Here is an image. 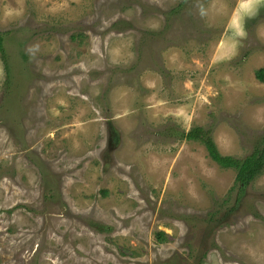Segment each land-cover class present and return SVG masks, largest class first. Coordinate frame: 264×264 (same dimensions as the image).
Masks as SVG:
<instances>
[{
  "label": "rangeland",
  "instance_id": "1",
  "mask_svg": "<svg viewBox=\"0 0 264 264\" xmlns=\"http://www.w3.org/2000/svg\"><path fill=\"white\" fill-rule=\"evenodd\" d=\"M182 1L0 0V264H264V173L182 135L264 136V0Z\"/></svg>",
  "mask_w": 264,
  "mask_h": 264
},
{
  "label": "trees",
  "instance_id": "2",
  "mask_svg": "<svg viewBox=\"0 0 264 264\" xmlns=\"http://www.w3.org/2000/svg\"><path fill=\"white\" fill-rule=\"evenodd\" d=\"M187 4V0H183L179 3V8ZM7 32L0 31V51L4 50V39ZM256 76L259 80L264 82V68H260L256 72ZM189 140H199L203 142L211 157L218 162L219 165L225 168H235L237 170L236 180L242 183L241 189L244 193L246 186L250 184L254 179L264 173V136L260 139L255 150L243 158H238L230 155H223L218 149L216 142L212 136L211 129H205L203 127H194L190 131L182 134ZM241 197V196H239ZM235 209V208H232ZM232 212V211H230ZM165 233L159 232V239L164 240Z\"/></svg>",
  "mask_w": 264,
  "mask_h": 264
},
{
  "label": "flooded vegetation",
  "instance_id": "3",
  "mask_svg": "<svg viewBox=\"0 0 264 264\" xmlns=\"http://www.w3.org/2000/svg\"><path fill=\"white\" fill-rule=\"evenodd\" d=\"M111 128H112V127H109V133H110V135H111V133H112V132H111ZM110 139H111V136L109 137V141H110ZM109 147L111 148V146H109Z\"/></svg>",
  "mask_w": 264,
  "mask_h": 264
}]
</instances>
